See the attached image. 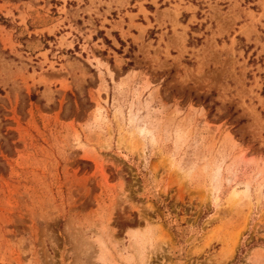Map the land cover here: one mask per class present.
<instances>
[{"label":"rangeland","instance_id":"obj_1","mask_svg":"<svg viewBox=\"0 0 264 264\" xmlns=\"http://www.w3.org/2000/svg\"><path fill=\"white\" fill-rule=\"evenodd\" d=\"M64 2L0 0V264H264V0H129L99 59Z\"/></svg>","mask_w":264,"mask_h":264},{"label":"crops","instance_id":"obj_2","mask_svg":"<svg viewBox=\"0 0 264 264\" xmlns=\"http://www.w3.org/2000/svg\"><path fill=\"white\" fill-rule=\"evenodd\" d=\"M72 1L76 4L74 6L68 5V2ZM128 1L119 5L117 0H82L81 2H78V0H65L64 8L68 15L59 16L58 19L52 21L48 29L53 27L55 37L64 38L66 50H80L82 54H90L95 59H99L97 50H108L104 44V38L117 43L113 37L114 32H118L122 40L130 37L131 31L128 32V35H125L126 28L124 25L126 20L123 18L122 11ZM67 5L68 8H66ZM69 8L73 11H70ZM116 11H118V14L115 18L112 14ZM101 24H103V28H101ZM102 29L106 32L99 36ZM121 31L125 33L124 38L121 36ZM46 35L49 36V33L46 32ZM112 45H114V42H112Z\"/></svg>","mask_w":264,"mask_h":264},{"label":"trees","instance_id":"obj_3","mask_svg":"<svg viewBox=\"0 0 264 264\" xmlns=\"http://www.w3.org/2000/svg\"><path fill=\"white\" fill-rule=\"evenodd\" d=\"M263 93H264V88H263Z\"/></svg>","mask_w":264,"mask_h":264}]
</instances>
